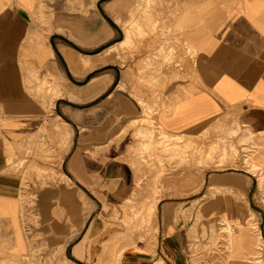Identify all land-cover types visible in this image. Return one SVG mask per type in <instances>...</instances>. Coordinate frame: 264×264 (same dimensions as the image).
Instances as JSON below:
<instances>
[{"label": "crops", "instance_id": "0c3cea01", "mask_svg": "<svg viewBox=\"0 0 264 264\" xmlns=\"http://www.w3.org/2000/svg\"><path fill=\"white\" fill-rule=\"evenodd\" d=\"M37 1L0 0V264H260L264 188L255 174L215 171L157 197L125 147L144 105L169 134L192 132L229 106L264 116V0H156L146 18L155 28L133 34L132 47L123 23L137 0H105L95 25L49 33L31 23ZM251 120L264 129V118ZM57 133L68 135L66 178L21 202L17 148L56 146ZM143 197L153 200L154 236L105 252L107 213Z\"/></svg>", "mask_w": 264, "mask_h": 264}, {"label": "rangeland", "instance_id": "374dc122", "mask_svg": "<svg viewBox=\"0 0 264 264\" xmlns=\"http://www.w3.org/2000/svg\"><path fill=\"white\" fill-rule=\"evenodd\" d=\"M104 1L38 0L34 8L29 10L31 23L48 33L53 29L62 31L64 26L69 27L74 22L79 29L88 19L95 25L100 13H103ZM34 2L35 0H29L28 5L31 7ZM155 4L156 0H137L136 7L130 8L125 16L130 20L123 23L126 46L132 47L130 37L133 34L143 35L150 27L155 28L158 20L150 22L146 19L154 12ZM124 24H130L131 33L127 32L128 28ZM190 55L193 57L194 53ZM170 58L172 63L179 57L170 56L167 62ZM179 64H175L174 69L182 67ZM142 111V119L137 121L139 127L126 139L129 145L125 148L135 172L142 175L140 181L145 190L154 191L158 197L164 186H173L174 189L180 185L196 186L201 183L199 177L233 168L255 174V186L264 188V129L257 130L251 120L264 116L255 113L253 108L245 105L229 106L222 116L186 134H169L159 126L156 108L144 105ZM56 135L60 137L56 146L52 142H32L33 145L17 148L11 169L21 172L23 177L21 202H36V195L31 188L57 186L66 178L61 168L64 159H67L65 150L68 135ZM46 136L45 134L44 137ZM119 136L111 142H119L122 135ZM52 137L55 138L53 135ZM106 149L110 151V146H106ZM123 149V146H119L110 153H121ZM134 201L135 204L123 206L105 216L107 234L102 239L105 252L120 255L124 248L138 245L139 241H146L154 236L155 214L150 210L152 198L143 197L140 201ZM258 201L264 207V193L258 196ZM262 219L264 223V215ZM226 230L229 233L233 231L232 228ZM255 256L260 264H264V243L259 245Z\"/></svg>", "mask_w": 264, "mask_h": 264}, {"label": "bare ground", "instance_id": "6f19581e", "mask_svg": "<svg viewBox=\"0 0 264 264\" xmlns=\"http://www.w3.org/2000/svg\"><path fill=\"white\" fill-rule=\"evenodd\" d=\"M124 27L127 29L128 28V30H127V32H129V33H131V29H130V24H124ZM133 28V27H132ZM165 33V32H164ZM156 41V40H155ZM52 89V88H51ZM57 91V90H56ZM52 92V91H51ZM58 92V91H57ZM55 94V93H54ZM58 94V93H57ZM55 96V95H54ZM202 176V175H201ZM199 180H200V177H199ZM153 205L151 206V208L153 209ZM248 220V219H247Z\"/></svg>", "mask_w": 264, "mask_h": 264}]
</instances>
